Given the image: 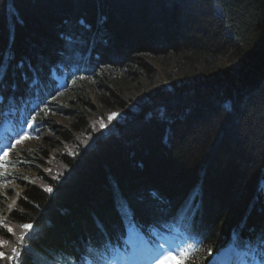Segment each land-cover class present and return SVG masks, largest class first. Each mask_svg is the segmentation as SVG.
Wrapping results in <instances>:
<instances>
[{"label":"trees","instance_id":"trees-1","mask_svg":"<svg viewBox=\"0 0 264 264\" xmlns=\"http://www.w3.org/2000/svg\"><path fill=\"white\" fill-rule=\"evenodd\" d=\"M151 58L174 81L145 92ZM92 92L122 116L90 127ZM0 95V130L56 135L51 163L5 157L37 176L8 214L0 193V264H107L128 229L183 242L182 264L232 243L264 261V0H0Z\"/></svg>","mask_w":264,"mask_h":264},{"label":"rangeland","instance_id":"rangeland-1","mask_svg":"<svg viewBox=\"0 0 264 264\" xmlns=\"http://www.w3.org/2000/svg\"><path fill=\"white\" fill-rule=\"evenodd\" d=\"M151 61L160 69V75L159 77L154 81V83L147 84L143 83V91L145 92H151L155 91L157 89H164L167 88L168 85H170L174 80L168 78L167 73L168 69H164L163 67V61L158 58H151ZM221 66H225V63L221 64ZM56 79L59 81V83L63 86H65L64 78L59 77L56 75ZM63 91H66V86L62 88ZM64 91V92H65ZM90 98L93 102V104L96 107V111H94L92 114L88 116V122L89 126L93 127L95 124L99 123L101 121V118L106 117V120L108 117L115 113L117 114L114 119H118L120 116H122V110L121 109H108L105 108L104 105L100 104L97 100V96L92 92L90 94ZM49 117H51L54 121H56L60 125H69L72 122V118L60 116L51 114ZM103 122V121H101ZM7 131H11L12 143L5 144L3 146V150H0V165H2L4 162H2V155L6 152L9 154V156L13 157L15 154H24V152L29 151H36L40 152L44 148L49 149V153L51 155V158L49 160V163L55 158L56 156V150H53L48 145L46 146L42 138L49 137V138H56L55 133L47 131L46 133L42 134L40 137H31L27 134V132H22L20 135L17 136V133L13 131L10 126H6L3 129V133H7ZM20 140V143H17V140ZM66 145H62L61 149H64ZM39 164V163H36ZM41 168V166H40ZM45 170V169H44ZM13 172L17 173L16 179L10 180L7 178V175H11ZM37 176V171L33 169H10L7 170L5 168H2L0 166V193L5 194L9 191L11 192V196L9 197L8 201L6 202V208L5 212L6 214L10 213L16 203L18 202L21 194L25 190V185L29 183L34 182V177ZM11 206V207H10ZM5 216H0V223L4 227L5 226ZM130 232V235H132V242L133 245L131 247L130 252L124 253L119 252L117 254V257L110 262V264H138L135 260L137 258L139 260V264H156V257L160 254L161 251L167 252L169 249L173 250V254L175 255V250L177 249H184V244L176 243L174 240L169 238H161L160 239V245L158 246H149L145 241H143L140 237H138L135 233ZM162 246V248H161ZM228 252H232L233 256H237L238 259H241V255L238 254V251L234 248H230L225 252V255L228 254ZM231 255V254H230ZM228 256V255H227ZM220 262L222 264H228L230 263V259H225L224 256H220L219 258ZM237 261V264H243V261Z\"/></svg>","mask_w":264,"mask_h":264},{"label":"snow or ice","instance_id":"snow-or-ice-1","mask_svg":"<svg viewBox=\"0 0 264 264\" xmlns=\"http://www.w3.org/2000/svg\"><path fill=\"white\" fill-rule=\"evenodd\" d=\"M0 99H2V97H0ZM117 114L113 113L111 114L108 119L109 120H112L115 118ZM104 126V125H102ZM17 143H20V140L18 139L17 140ZM4 156L6 157L7 156V153L5 152L4 153ZM2 166V165H0ZM48 191H51V188L47 189ZM11 207V206H10ZM23 228L25 230H31L32 228V225L31 224H24L23 225ZM8 232H12L13 230L11 228H8L7 229ZM20 241H23L24 240V236L21 235L19 237ZM0 246H8L7 245V242H4V241H0ZM260 246L261 247H264V238L261 239L260 241ZM162 248V246H161ZM12 253L14 254L13 257L11 258H15L16 256L19 255V250L15 247L12 248ZM262 256H264V252L261 253ZM190 255H191V248L190 247H186L184 249H177L175 250V255L173 254V250L172 249H169L167 252H164V251H161L160 254L156 257V264H175V261H176V257L177 256H180L181 257V264H182V261L184 259H188L190 258ZM4 257V253L3 252H0V258H3ZM262 264H264V261H262Z\"/></svg>","mask_w":264,"mask_h":264}]
</instances>
